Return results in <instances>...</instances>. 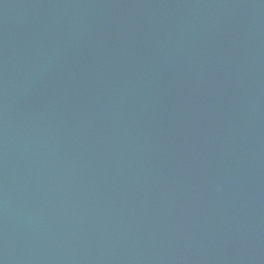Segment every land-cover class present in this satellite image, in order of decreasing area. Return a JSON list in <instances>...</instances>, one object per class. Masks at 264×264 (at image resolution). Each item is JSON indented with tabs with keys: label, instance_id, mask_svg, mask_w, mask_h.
Returning <instances> with one entry per match:
<instances>
[{
	"label": "water",
	"instance_id": "95a60500",
	"mask_svg": "<svg viewBox=\"0 0 264 264\" xmlns=\"http://www.w3.org/2000/svg\"><path fill=\"white\" fill-rule=\"evenodd\" d=\"M0 264H264V0H0Z\"/></svg>",
	"mask_w": 264,
	"mask_h": 264
}]
</instances>
